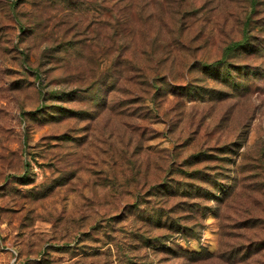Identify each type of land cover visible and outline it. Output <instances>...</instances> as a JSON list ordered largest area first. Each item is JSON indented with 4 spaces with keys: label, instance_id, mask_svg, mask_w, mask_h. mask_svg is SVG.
Returning a JSON list of instances; mask_svg holds the SVG:
<instances>
[{
    "label": "rangeland",
    "instance_id": "obj_1",
    "mask_svg": "<svg viewBox=\"0 0 264 264\" xmlns=\"http://www.w3.org/2000/svg\"><path fill=\"white\" fill-rule=\"evenodd\" d=\"M27 262L264 264V0H0V264Z\"/></svg>",
    "mask_w": 264,
    "mask_h": 264
},
{
    "label": "trees",
    "instance_id": "obj_2",
    "mask_svg": "<svg viewBox=\"0 0 264 264\" xmlns=\"http://www.w3.org/2000/svg\"><path fill=\"white\" fill-rule=\"evenodd\" d=\"M250 36L245 34L244 38L239 40L238 42H233L226 46L222 58L218 59L216 62L209 63L207 66L211 69V74L219 76V74L227 77L230 75L232 69L229 68L230 64L228 63V59L233 57L234 55H238L242 50L246 49L249 44ZM254 72V70H251ZM28 264V262L26 263Z\"/></svg>",
    "mask_w": 264,
    "mask_h": 264
}]
</instances>
